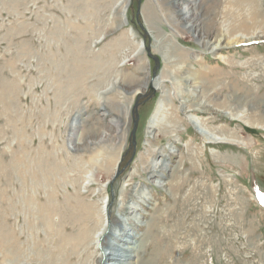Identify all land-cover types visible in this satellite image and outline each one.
I'll list each match as a JSON object with an SVG mask.
<instances>
[{
	"label": "rangeland",
	"instance_id": "obj_1",
	"mask_svg": "<svg viewBox=\"0 0 264 264\" xmlns=\"http://www.w3.org/2000/svg\"><path fill=\"white\" fill-rule=\"evenodd\" d=\"M137 1L0 0V264H264V0Z\"/></svg>",
	"mask_w": 264,
	"mask_h": 264
},
{
	"label": "bare ground",
	"instance_id": "obj_2",
	"mask_svg": "<svg viewBox=\"0 0 264 264\" xmlns=\"http://www.w3.org/2000/svg\"><path fill=\"white\" fill-rule=\"evenodd\" d=\"M126 0H121V2L123 3V2H125ZM192 1V0H191ZM127 4V2L125 3V5ZM124 5V9H126V10H124V11H122L121 12V16L123 17L124 16V13L127 11V8H125L126 6ZM194 10V9H193ZM195 11V10H194ZM181 15H182V19L184 20H186L187 21V18L189 19L191 16L192 17H196V11L195 12H193L192 10H190V7L188 8V6H185L184 7V10L182 11V13H181ZM193 21V20H192ZM192 21H190L189 20V27H194L195 25L192 23ZM188 24V23H187ZM206 42H209V41H206ZM142 43L140 42L139 43V47H142ZM154 83H155V89L156 88H158L159 86H158V83L157 82H155V80H154ZM150 85H152V83H149V85H148V87L150 86ZM139 94V93H138ZM156 118V117H155ZM153 125H154V119H152L151 120V125H150V127H153ZM117 128V127H116ZM78 146H76V147H74V148H77ZM104 203V202H103ZM104 206V205H103ZM102 206V207H103ZM90 215V214H89ZM106 230V226H104V224H102L101 225V227L98 229V231H96V233H95V240H99V238H100V236H101V233L103 232V231H105ZM148 230V229H147ZM146 230V231H147ZM130 244H131V242H129ZM126 244H128V242L126 243ZM125 249H128V251H126V252H129V253H126L127 255H128V259H127V263L129 262V260H130V258H131V253H130V250L132 249V247L130 246V245H126V247H125ZM132 251V250H131ZM107 256L109 255V253H107L106 254ZM119 261H120V263L122 264V262H126V260L125 259H119ZM150 261V260H149ZM126 263V264H127Z\"/></svg>",
	"mask_w": 264,
	"mask_h": 264
},
{
	"label": "water",
	"instance_id": "obj_3",
	"mask_svg": "<svg viewBox=\"0 0 264 264\" xmlns=\"http://www.w3.org/2000/svg\"><path fill=\"white\" fill-rule=\"evenodd\" d=\"M139 4H140V0H138L137 1V11H136V16H138L139 15ZM146 51H147V54H148V56H150V57H152L153 58V60H154V62H155V68L153 69V71H152V76H154L155 77V71H156V69L158 68V62H159V59H158V57H156V56H154L151 52H150V48L149 47H147L146 48ZM148 89H149V91H154L155 90V87L153 86V85H150L149 87H148ZM144 94H141V93H139V95H137V97H136V99H135V102H134V105H133V109H132V113L134 114V116H133V121H134V123H133V127H132V136H133V143L135 144V140H134V133H135V130H136V125H137V121H138V112H137V107H138V101H139V98L141 97V96H143Z\"/></svg>",
	"mask_w": 264,
	"mask_h": 264
},
{
	"label": "trees",
	"instance_id": "obj_4",
	"mask_svg": "<svg viewBox=\"0 0 264 264\" xmlns=\"http://www.w3.org/2000/svg\"><path fill=\"white\" fill-rule=\"evenodd\" d=\"M263 186V185H262Z\"/></svg>",
	"mask_w": 264,
	"mask_h": 264
}]
</instances>
